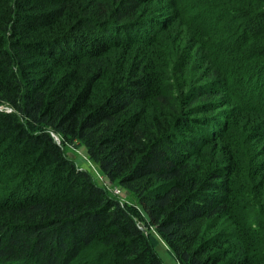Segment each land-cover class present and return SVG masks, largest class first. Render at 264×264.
Returning a JSON list of instances; mask_svg holds the SVG:
<instances>
[{
  "label": "trees",
  "instance_id": "16d2710c",
  "mask_svg": "<svg viewBox=\"0 0 264 264\" xmlns=\"http://www.w3.org/2000/svg\"><path fill=\"white\" fill-rule=\"evenodd\" d=\"M0 106V264H264V0H0Z\"/></svg>",
  "mask_w": 264,
  "mask_h": 264
},
{
  "label": "rangeland",
  "instance_id": "374dc122",
  "mask_svg": "<svg viewBox=\"0 0 264 264\" xmlns=\"http://www.w3.org/2000/svg\"><path fill=\"white\" fill-rule=\"evenodd\" d=\"M190 2L188 3H184V6H188ZM161 6V5H159ZM164 6V4L162 5ZM162 7H158L157 9H160ZM190 16H194L195 14L194 13H189ZM0 110L4 111V112H12V110H10L9 108H6V107H3V106H0ZM56 140L58 142H61L60 141V138L56 137ZM66 148V152L67 154L70 156V157H73V158H77L78 156H86L85 152H84V149L82 148H79V149H76L74 147H69V146H65ZM88 168V165L86 166ZM91 172L95 178V180L97 182H100L98 180V176L99 175H102L101 173H99L98 171H96V169L91 165ZM105 181L107 183L108 186H110L111 188H116L117 187V183L114 181H111L109 179H106L105 178ZM121 197H120V200L121 202L132 212V214L135 216V218H137L139 224L141 225V227L144 229L145 231V234L150 236L151 237V234H153L154 230L153 228H151L149 225H147L141 218L140 216V213H139V209H138V203L137 201L135 200V198L132 196V194L128 193L127 191H122V193L120 194ZM151 241L153 242L154 245H157L160 249V251L162 252H165L166 251V246L164 244V242L161 241V239H154V237H151Z\"/></svg>",
  "mask_w": 264,
  "mask_h": 264
},
{
  "label": "built area",
  "instance_id": "2783aa9c",
  "mask_svg": "<svg viewBox=\"0 0 264 264\" xmlns=\"http://www.w3.org/2000/svg\"><path fill=\"white\" fill-rule=\"evenodd\" d=\"M98 180L100 182H98L99 184L105 186L107 189H109L111 191V193H113L115 196H121L120 194L122 193L123 189L116 187V188H111L110 186L107 185L106 181H105V177L103 175H99L98 176Z\"/></svg>",
  "mask_w": 264,
  "mask_h": 264
},
{
  "label": "water",
  "instance_id": "95a60500",
  "mask_svg": "<svg viewBox=\"0 0 264 264\" xmlns=\"http://www.w3.org/2000/svg\"><path fill=\"white\" fill-rule=\"evenodd\" d=\"M143 229V228H142ZM144 230V229H143Z\"/></svg>",
  "mask_w": 264,
  "mask_h": 264
}]
</instances>
